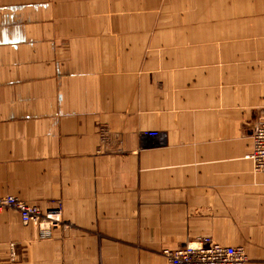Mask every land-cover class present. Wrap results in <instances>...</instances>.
Here are the masks:
<instances>
[{
    "label": "crops",
    "instance_id": "0c3cea01",
    "mask_svg": "<svg viewBox=\"0 0 264 264\" xmlns=\"http://www.w3.org/2000/svg\"><path fill=\"white\" fill-rule=\"evenodd\" d=\"M263 109L264 0H0V198L64 212L0 213V264L264 263Z\"/></svg>",
    "mask_w": 264,
    "mask_h": 264
},
{
    "label": "built area",
    "instance_id": "2783aa9c",
    "mask_svg": "<svg viewBox=\"0 0 264 264\" xmlns=\"http://www.w3.org/2000/svg\"><path fill=\"white\" fill-rule=\"evenodd\" d=\"M258 130L253 137L251 153L247 158L252 161L256 173L264 174V109L257 121ZM160 137L158 132L147 133ZM13 210L19 213L24 228H32L39 240H50L61 224L60 209L44 212L38 204L24 201L14 195L0 198V213ZM208 241V240H207ZM12 258L16 255L15 246L11 250ZM167 264H248L250 259L245 247H232L218 243L208 246L193 247L187 245L181 249L165 251Z\"/></svg>",
    "mask_w": 264,
    "mask_h": 264
},
{
    "label": "rangeland",
    "instance_id": "374dc122",
    "mask_svg": "<svg viewBox=\"0 0 264 264\" xmlns=\"http://www.w3.org/2000/svg\"><path fill=\"white\" fill-rule=\"evenodd\" d=\"M107 133H109L107 130L106 131H104V133H102V134H107ZM158 134H161L160 132H158ZM106 136V135H105ZM105 136H104V140L106 141V140H110V137H107L106 139H105ZM157 138H159V137H157ZM33 204H35V203H33ZM57 209H60L61 210V212H62V215H61V224L60 225H58L59 227L56 229V231L58 230V229H60L61 227H64L63 226V223H64V220H63V218H64V212H63V208L61 207V206H59L58 208L56 207V208H51V209H49L48 211H52V210H57ZM6 211H8V210H6ZM43 211V210H42ZM44 212H47V211H44ZM2 213V212H1ZM56 231H55V233H56ZM55 233L53 234V236H52V238L51 239H53L54 237H55ZM50 239V240H51ZM187 246V245H186ZM190 246V245H189ZM193 247H197V246H193ZM181 248H183V247H179V248H177V249H181ZM168 248H163V250L161 251V254L163 255V258L166 260V256H165V251L167 250ZM177 249H172V250H177ZM250 257V256H249ZM166 263H167V260H166ZM248 264H264V263H262V262H259V261H256V260H254V259H249L248 260Z\"/></svg>",
    "mask_w": 264,
    "mask_h": 264
},
{
    "label": "water",
    "instance_id": "95a60500",
    "mask_svg": "<svg viewBox=\"0 0 264 264\" xmlns=\"http://www.w3.org/2000/svg\"><path fill=\"white\" fill-rule=\"evenodd\" d=\"M257 121H258V119L253 123V125H251V126L255 129L254 132L250 131V133H249V134H251L252 136H255V134H256V132H257V130H258V127H257Z\"/></svg>",
    "mask_w": 264,
    "mask_h": 264
}]
</instances>
